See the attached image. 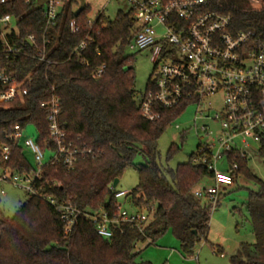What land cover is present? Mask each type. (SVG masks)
Listing matches in <instances>:
<instances>
[{"label":"trees","instance_id":"obj_1","mask_svg":"<svg viewBox=\"0 0 264 264\" xmlns=\"http://www.w3.org/2000/svg\"><path fill=\"white\" fill-rule=\"evenodd\" d=\"M38 1L13 0L0 12L18 20L9 38L25 51V56L9 63V70L19 80L31 75L26 84L29 96L0 108V145H10L11 167L19 172L33 169L24 148L8 139L16 125L22 129L35 126L43 150L52 148L48 144L47 113L40 103L50 98L54 88L69 141L85 154L72 170L61 163L45 166L41 179L44 193L84 213L103 207L115 212L120 191L113 184L134 167L139 181L129 194L130 204L140 210L154 208V213L143 234L122 225L112 238L104 239L97 234L96 223L80 216L66 237L57 209L46 200L28 196L12 218H5L0 202V264H152L139 260L137 245H151L168 230L180 241L183 253L192 255L199 242H207L212 209L211 204L200 203L194 189L213 174L193 161L201 145L189 163L169 172L171 182L154 157L147 164L134 163L142 153L140 147L155 145L186 107L160 108V117L153 122L142 115L141 99L152 88L149 80L144 93L137 91L134 57L125 54L136 35L132 12L120 11L113 21L101 14L91 27L85 17L87 8L75 17L72 0H63L56 25L46 33L44 2ZM209 10L231 16L234 34L252 31L264 40V0L257 6L250 0H209ZM73 21L76 34L70 31ZM30 35L36 36L35 44L26 41ZM87 37L93 42L85 51L75 53ZM45 38L50 40L46 50L51 65L33 58L43 50ZM103 65L101 77H94ZM179 149L172 146L167 159ZM259 156L264 157V143ZM236 161L241 168L234 175V183L245 176L259 186V191L251 192L247 202L256 241L242 243L231 264H264V182L250 172L248 161ZM217 253L223 255L222 249Z\"/></svg>","mask_w":264,"mask_h":264},{"label":"built area","instance_id":"obj_2","mask_svg":"<svg viewBox=\"0 0 264 264\" xmlns=\"http://www.w3.org/2000/svg\"><path fill=\"white\" fill-rule=\"evenodd\" d=\"M44 2L46 19L45 32L56 25L57 17L64 8L63 0H39ZM38 1V2H39ZM255 6L261 0H250ZM13 0H0V12ZM132 15L138 27L132 51H147L154 65L150 79L151 90L141 99L142 115L153 122L160 117V108L174 109L195 105L196 118L207 119L215 124L203 125L199 130L208 140L201 145L194 162L212 172L213 186L199 185L194 189L198 199L206 198L212 206L219 204L223 190L234 184V175L241 166L236 159L248 161L260 157L259 151L264 143V40L252 31L234 34L231 32L232 18L209 10V0H128ZM18 24V20L6 14L0 15V108H7L15 101H24L29 96L26 84L31 75L19 80L9 70V63L25 56V51L9 35ZM94 22H91L93 27ZM71 34H76V22L70 24ZM35 44L36 36L26 39ZM48 38L43 40L44 48L33 58L39 63L51 65L46 50ZM93 42L91 37L82 41L76 52L85 51ZM23 44V43H22ZM103 65L94 77H101ZM223 96V108L211 116L206 102L217 96ZM47 113L52 145L43 150L37 140L27 138L21 145L23 130L16 125L8 139L28 151L36 162L29 172H19L11 167V147L0 145V182L12 183L23 189L28 196L46 200L54 206L65 225L64 235L69 237L78 224L80 216L92 220L97 225V234L110 239L114 231L122 225L144 233L154 208L140 210L126 208L130 203L127 192L116 194L118 204L115 212L101 208L99 211L84 213L72 205L59 203L53 196L44 193L41 184L45 166L61 163L68 170L85 151H80L69 141L67 126L60 121V99L52 89L48 100L40 103ZM51 157L45 163L47 153ZM227 160L228 171L218 170V164ZM4 193V192H3ZM151 240H148L150 243ZM139 245H137L138 247Z\"/></svg>","mask_w":264,"mask_h":264},{"label":"rangeland","instance_id":"obj_3","mask_svg":"<svg viewBox=\"0 0 264 264\" xmlns=\"http://www.w3.org/2000/svg\"><path fill=\"white\" fill-rule=\"evenodd\" d=\"M37 6H40L39 3ZM83 7L87 8L86 19L92 23L101 14L113 21L120 11L129 13L131 10L128 0H72L74 13ZM137 27L138 24L135 28L137 29ZM125 54L134 57L136 89L139 93H144L154 70L149 53L147 51H132L128 47ZM209 103L211 104L209 114L213 117L223 108V96L219 95L209 99L206 102V108ZM196 110L195 105L187 106L155 145L140 147L142 153L135 157L134 163L136 165L147 164L154 157L171 182L169 172L175 170L179 165L189 163L191 157L197 154L199 146L208 140V137L199 128L203 125H210L211 128L217 127V124L207 119L195 120ZM22 134L21 145L25 139L37 140L39 136L33 125L27 126ZM172 146H179L180 149L171 160H168V153ZM25 152L29 162L36 167L33 156L28 151L25 150ZM50 157L51 154L48 152L45 156V163L49 161ZM248 168L255 177L264 182V157L250 159ZM218 170L228 171L227 160H222L218 164ZM138 181L137 171L134 167H129L115 189L131 193ZM200 185L213 186L214 181L205 179ZM258 191L259 186L254 181L245 176H239L232 186L222 191L219 204L215 207L212 206L207 242L205 240L199 242L192 255L183 253L180 241L172 230H168L155 243L141 244L137 247L140 252L139 260L152 264H231V257L237 253L242 243L254 244L256 241L247 202L250 193ZM27 198L28 195L23 189L12 183L0 182V202L5 218H12ZM199 201L202 205L211 204L206 198H201ZM126 208L133 209L130 203L126 205ZM218 248L222 249L223 255L217 253Z\"/></svg>","mask_w":264,"mask_h":264},{"label":"water","instance_id":"obj_4","mask_svg":"<svg viewBox=\"0 0 264 264\" xmlns=\"http://www.w3.org/2000/svg\"><path fill=\"white\" fill-rule=\"evenodd\" d=\"M84 10V7L83 8H80L77 12H75V17H77L82 11ZM119 179H116L114 184H113V188H116L119 184Z\"/></svg>","mask_w":264,"mask_h":264}]
</instances>
